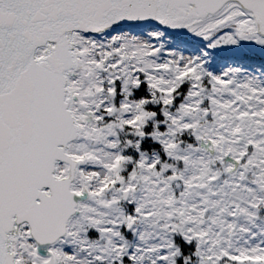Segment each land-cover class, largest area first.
I'll use <instances>...</instances> for the list:
<instances>
[{
    "label": "snow or ice",
    "instance_id": "snow-or-ice-1",
    "mask_svg": "<svg viewBox=\"0 0 264 264\" xmlns=\"http://www.w3.org/2000/svg\"><path fill=\"white\" fill-rule=\"evenodd\" d=\"M0 264H264V0H0Z\"/></svg>",
    "mask_w": 264,
    "mask_h": 264
}]
</instances>
